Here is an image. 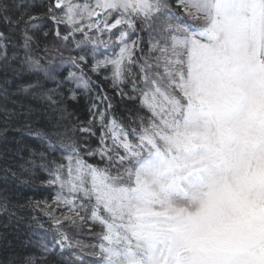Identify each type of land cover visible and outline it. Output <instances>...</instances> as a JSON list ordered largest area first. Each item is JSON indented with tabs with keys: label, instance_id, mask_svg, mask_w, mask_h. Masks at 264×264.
Here are the masks:
<instances>
[{
	"label": "snow or ice",
	"instance_id": "obj_1",
	"mask_svg": "<svg viewBox=\"0 0 264 264\" xmlns=\"http://www.w3.org/2000/svg\"><path fill=\"white\" fill-rule=\"evenodd\" d=\"M0 141V264H264V0H0Z\"/></svg>",
	"mask_w": 264,
	"mask_h": 264
},
{
	"label": "trees",
	"instance_id": "obj_2",
	"mask_svg": "<svg viewBox=\"0 0 264 264\" xmlns=\"http://www.w3.org/2000/svg\"><path fill=\"white\" fill-rule=\"evenodd\" d=\"M10 2V0H9ZM109 47H114V45H109ZM75 70V69H70ZM88 76L91 78L93 84L99 83L102 87H104L105 91H107L110 95L113 94V88L111 86V83L109 80H105L103 76L100 77L99 80H97V76L91 72H88L87 69H85ZM119 97H116V100L119 101ZM90 104V99L87 92H84L83 96L81 97L80 103L78 105L77 110V116L80 118H83L88 115V107ZM121 111L124 110L125 105L121 103L119 105ZM18 135L17 133H9V139H11L12 136ZM3 146V142L0 141V147ZM9 161L15 166L16 164L20 163L18 159L13 160L11 158V154L9 156ZM4 167V160L3 158H0V169ZM2 175V173H0ZM9 184H11V180L9 181ZM25 191L29 192L31 194V190L25 189ZM54 195V193L44 192L43 193V199L48 200L49 203H51V196ZM35 198H40L39 196H36ZM63 205L55 206L56 211L59 212L63 209ZM32 215L40 216L43 215L41 213L40 209H36L32 212ZM27 224L23 225H15L10 223L7 229L4 228V218L2 215H0V259H3L6 253L10 254L11 252L15 251L17 253L20 252H29L32 255H35L37 259L39 258V249L36 247L35 243H29V240L32 239L33 241L35 238L32 236L31 232L27 231ZM39 231V230H38ZM82 239L87 243L90 240H93L94 237H90L87 235H83Z\"/></svg>",
	"mask_w": 264,
	"mask_h": 264
}]
</instances>
